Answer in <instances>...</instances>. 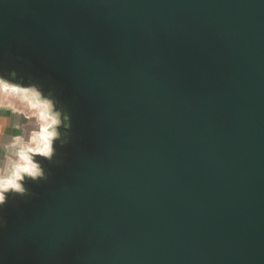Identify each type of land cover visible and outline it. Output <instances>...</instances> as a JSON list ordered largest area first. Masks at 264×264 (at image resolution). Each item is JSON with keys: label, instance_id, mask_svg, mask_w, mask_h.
I'll return each instance as SVG.
<instances>
[{"label": "water", "instance_id": "1", "mask_svg": "<svg viewBox=\"0 0 264 264\" xmlns=\"http://www.w3.org/2000/svg\"><path fill=\"white\" fill-rule=\"evenodd\" d=\"M0 75L71 113L0 264H264V0H0Z\"/></svg>", "mask_w": 264, "mask_h": 264}, {"label": "clouds", "instance_id": "2", "mask_svg": "<svg viewBox=\"0 0 264 264\" xmlns=\"http://www.w3.org/2000/svg\"><path fill=\"white\" fill-rule=\"evenodd\" d=\"M9 95L19 98L28 111L9 106L27 121L13 126L18 135L6 137L7 120L0 118V228L6 226L2 213L9 197H24L29 184H50L48 166L66 163V154H58L57 145L64 148L71 142V113L54 92L45 93L37 83H13L0 75V108L5 106L2 98Z\"/></svg>", "mask_w": 264, "mask_h": 264}, {"label": "crops", "instance_id": "3", "mask_svg": "<svg viewBox=\"0 0 264 264\" xmlns=\"http://www.w3.org/2000/svg\"><path fill=\"white\" fill-rule=\"evenodd\" d=\"M5 106L3 108H0V118H5L7 120V125L4 128V135L7 136H12V135H18L20 134L15 130L13 127L16 123H27V121L24 120V117L22 115H15L12 110L11 104H6L3 103ZM14 107V106H13Z\"/></svg>", "mask_w": 264, "mask_h": 264}]
</instances>
